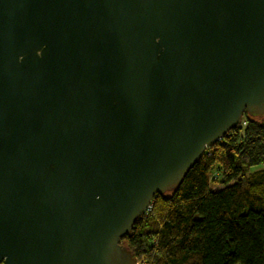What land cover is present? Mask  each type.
<instances>
[{"label":"water","instance_id":"obj_1","mask_svg":"<svg viewBox=\"0 0 264 264\" xmlns=\"http://www.w3.org/2000/svg\"><path fill=\"white\" fill-rule=\"evenodd\" d=\"M264 115V0H0V264H140L156 194Z\"/></svg>","mask_w":264,"mask_h":264},{"label":"trees","instance_id":"obj_2","mask_svg":"<svg viewBox=\"0 0 264 264\" xmlns=\"http://www.w3.org/2000/svg\"><path fill=\"white\" fill-rule=\"evenodd\" d=\"M121 243L140 264H264V115L246 112Z\"/></svg>","mask_w":264,"mask_h":264},{"label":"rangeland","instance_id":"obj_3","mask_svg":"<svg viewBox=\"0 0 264 264\" xmlns=\"http://www.w3.org/2000/svg\"><path fill=\"white\" fill-rule=\"evenodd\" d=\"M261 167H263L262 165L261 166H256L254 169H252V170H257L258 168H261ZM220 186H219V184H217V185H215L214 186V188H219Z\"/></svg>","mask_w":264,"mask_h":264},{"label":"built area","instance_id":"obj_4","mask_svg":"<svg viewBox=\"0 0 264 264\" xmlns=\"http://www.w3.org/2000/svg\"><path fill=\"white\" fill-rule=\"evenodd\" d=\"M241 121H242V120H241ZM246 124H247L246 121H243V122H242V125H243V126H245ZM151 207H152V204H151V206L149 207L148 211H150ZM148 211H147V212H148ZM147 212H146V213H147ZM146 213H145V214H146ZM145 214H144V215H145Z\"/></svg>","mask_w":264,"mask_h":264},{"label":"crops","instance_id":"obj_5","mask_svg":"<svg viewBox=\"0 0 264 264\" xmlns=\"http://www.w3.org/2000/svg\"><path fill=\"white\" fill-rule=\"evenodd\" d=\"M261 169H263V167H261V168H258L257 170H261Z\"/></svg>","mask_w":264,"mask_h":264}]
</instances>
